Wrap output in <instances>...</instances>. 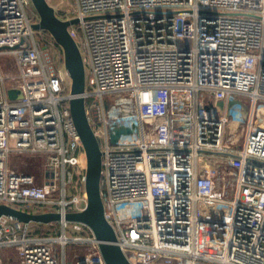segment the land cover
<instances>
[{"label": "built area", "instance_id": "obj_1", "mask_svg": "<svg viewBox=\"0 0 264 264\" xmlns=\"http://www.w3.org/2000/svg\"><path fill=\"white\" fill-rule=\"evenodd\" d=\"M30 5L0 0V56L20 69L0 72V205L64 217L87 207L86 155L63 51L59 67L46 58L57 44L40 41ZM74 5L64 20H79L69 31L102 152L105 218L130 263L264 264V0ZM117 127L130 133L113 142ZM17 156L44 159L41 184L11 168ZM69 245L84 251L74 264H106L82 223L0 219V264L4 250L18 264H62Z\"/></svg>", "mask_w": 264, "mask_h": 264}, {"label": "water", "instance_id": "obj_2", "mask_svg": "<svg viewBox=\"0 0 264 264\" xmlns=\"http://www.w3.org/2000/svg\"><path fill=\"white\" fill-rule=\"evenodd\" d=\"M39 15V22L33 27L37 31L48 32L64 54L65 67L72 80L71 114L76 129L81 138L86 155V192L87 207L82 212L68 213L62 216L58 213L29 214L7 205H0V219L12 217L22 223L52 224L62 220L86 225L94 234L106 264H131L125 256L114 228L105 218L102 198V152L95 133L89 123L86 110V69L79 46L70 33V28L77 26L78 19L62 20L47 0H31ZM10 98H16V92L9 93ZM238 101L228 104L231 109ZM218 106L224 109V102ZM130 133L129 129L117 127L114 130L113 142L122 134Z\"/></svg>", "mask_w": 264, "mask_h": 264}, {"label": "rangeland", "instance_id": "obj_3", "mask_svg": "<svg viewBox=\"0 0 264 264\" xmlns=\"http://www.w3.org/2000/svg\"><path fill=\"white\" fill-rule=\"evenodd\" d=\"M47 1L55 9L56 14L60 19L64 20L65 18L71 17L73 15L74 7H75L74 0H47ZM28 14L35 23L39 22L40 20L39 15L36 12L32 2H31L30 7L28 8ZM47 37H52V36L48 32H43L39 38H40V41H42L43 39ZM60 55H61L60 47L57 45L54 48L50 47L46 58H49V59L51 58L52 60H54V62L56 63V66L59 67L60 66L59 65ZM0 72L7 74L12 79L18 76V74L20 73V69L17 66V62L15 60L14 55L4 54L0 56ZM243 106L248 108L249 103L248 102L243 103ZM238 146H241V143H239ZM80 159L82 163L84 164L85 157L81 155ZM44 163L45 161L43 158H35L32 156H17V157L12 158L10 166L15 172L34 175L38 179V183L41 184L44 181V177H43L44 176L43 174ZM42 230L50 234L53 231L54 235L56 236H59L62 233L61 228L59 226H56L53 229L51 227H42ZM66 250L68 253L67 254L68 258H69V255L71 254L72 256L75 251L81 250V254H84V251L81 248L79 249L77 246H74V245H69L66 248ZM59 254H60V259H61V254H62L61 248H60ZM1 256L6 261V264H7L8 259L14 260L12 264H18L17 257L15 253L11 250H4L3 252H1Z\"/></svg>", "mask_w": 264, "mask_h": 264}, {"label": "crops", "instance_id": "obj_4", "mask_svg": "<svg viewBox=\"0 0 264 264\" xmlns=\"http://www.w3.org/2000/svg\"><path fill=\"white\" fill-rule=\"evenodd\" d=\"M61 250H62V254H61V262H62V264H74L75 261L77 260V258L82 255L81 254V250H79V251H75L72 256L70 254L69 258H68L67 257V254H68L67 250L66 249L65 250L61 249Z\"/></svg>", "mask_w": 264, "mask_h": 264}]
</instances>
